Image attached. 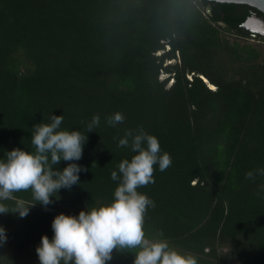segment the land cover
Instances as JSON below:
<instances>
[{
  "label": "trees",
  "instance_id": "trees-1",
  "mask_svg": "<svg viewBox=\"0 0 264 264\" xmlns=\"http://www.w3.org/2000/svg\"><path fill=\"white\" fill-rule=\"evenodd\" d=\"M206 1L0 0V159L14 148L35 153L33 126L50 114L63 115L59 130L88 137L75 161L88 169L79 184L24 218L0 214V264H39L36 248L42 235L52 238L60 204H110L120 183L111 172L121 175L119 163L136 154L118 141L140 127L172 159L138 188L155 204L146 237L198 264H264V176L245 179L264 169V50L232 40L228 32L252 36L244 18L227 15L221 24ZM161 71L169 75L160 79ZM115 112L125 121L112 127L106 117ZM94 115L99 126L87 132ZM14 195L35 202L30 190ZM133 259L114 251L108 264Z\"/></svg>",
  "mask_w": 264,
  "mask_h": 264
},
{
  "label": "clouds",
  "instance_id": "clouds-1",
  "mask_svg": "<svg viewBox=\"0 0 264 264\" xmlns=\"http://www.w3.org/2000/svg\"><path fill=\"white\" fill-rule=\"evenodd\" d=\"M48 121L33 126L31 143L35 153L14 148L6 152V159H0V214H18L24 218L37 203L47 209L54 202L52 197L57 198L61 189L70 190L79 184V173L88 170L75 163L82 158L87 135L78 130H59L63 115L50 114ZM124 121L121 112L106 117V123L112 127ZM99 123L100 116L94 115L86 125L87 132L94 131ZM117 146H130L136 154L119 163L121 175L111 172V179L120 181L113 201L99 208L81 210L78 215H56L51 224L52 238L42 235L36 248L39 264H108L114 251L132 253L133 264H198L193 255L181 254L166 240H150L145 234V214L155 204L146 194L138 192V188L155 182L154 165L160 171L170 167V154L161 153L158 139L143 127L126 130ZM62 160L69 162L67 166L54 170L53 166ZM256 175L264 176V169L248 171L245 179L255 180ZM261 187L264 189V185ZM29 190L34 203L25 205L14 195ZM3 201H14V209L9 211ZM6 241V229L0 226V244Z\"/></svg>",
  "mask_w": 264,
  "mask_h": 264
},
{
  "label": "flooded vegetation",
  "instance_id": "flooded-vegetation-1",
  "mask_svg": "<svg viewBox=\"0 0 264 264\" xmlns=\"http://www.w3.org/2000/svg\"><path fill=\"white\" fill-rule=\"evenodd\" d=\"M228 4H230V3L206 1L205 8H206V11L210 15L219 16L220 17L219 22L221 24H225L224 17L227 15L229 17H234V18H244L243 22L246 20V18H248L249 16H253V15H258V16L264 17V14L260 10H258L255 7H252L250 5L231 3L234 5V7H229ZM241 27L244 29V31L251 34L252 36L264 38V36H261V35H254L251 31L247 30L242 25H241Z\"/></svg>",
  "mask_w": 264,
  "mask_h": 264
},
{
  "label": "rangeland",
  "instance_id": "rangeland-1",
  "mask_svg": "<svg viewBox=\"0 0 264 264\" xmlns=\"http://www.w3.org/2000/svg\"><path fill=\"white\" fill-rule=\"evenodd\" d=\"M198 3H200V2H198ZM201 7H202V5H201ZM227 34L232 40L238 39L241 43L249 42V43H252V44H254V45H256V46H258L264 50V41L260 37H255V36L242 37V36L235 35L232 32H228ZM167 49H169V46H166V50ZM162 52H163V50L157 52V54H161ZM177 61H179V56L177 58ZM171 62H176V60H166L164 65L171 63ZM168 75L169 74H167L165 71H161L160 79H164ZM188 77L191 78L192 76L188 75ZM172 82H173V79L170 78V80L167 84V87H169L172 84ZM81 210H86V207H84L82 205H69V204H66V205L60 204L59 205V211L66 214V215H78Z\"/></svg>",
  "mask_w": 264,
  "mask_h": 264
},
{
  "label": "water",
  "instance_id": "water-1",
  "mask_svg": "<svg viewBox=\"0 0 264 264\" xmlns=\"http://www.w3.org/2000/svg\"><path fill=\"white\" fill-rule=\"evenodd\" d=\"M207 1L234 3V4H247L257 8L264 14V0H207ZM241 25L247 30L251 31L254 35L264 36V17L262 16H258V15L249 16Z\"/></svg>",
  "mask_w": 264,
  "mask_h": 264
},
{
  "label": "bare ground",
  "instance_id": "bare-ground-1",
  "mask_svg": "<svg viewBox=\"0 0 264 264\" xmlns=\"http://www.w3.org/2000/svg\"><path fill=\"white\" fill-rule=\"evenodd\" d=\"M204 79H205L206 81H208L207 78L204 77ZM210 85H211L212 88H215V86H214L213 84H210Z\"/></svg>",
  "mask_w": 264,
  "mask_h": 264
}]
</instances>
